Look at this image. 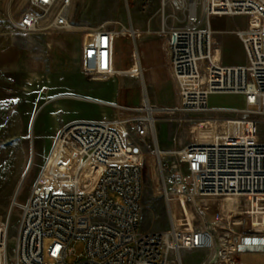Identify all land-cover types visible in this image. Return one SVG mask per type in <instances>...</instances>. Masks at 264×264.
<instances>
[{
  "label": "built area",
  "instance_id": "1",
  "mask_svg": "<svg viewBox=\"0 0 264 264\" xmlns=\"http://www.w3.org/2000/svg\"><path fill=\"white\" fill-rule=\"evenodd\" d=\"M168 0H160L161 26L156 31L176 101L158 105L141 83L135 104L102 102L113 116L77 119L58 127L39 172L50 170L73 150L67 181L61 188L42 185L39 175L22 192L16 187L9 214L0 220V264H68L72 245L82 243L83 257L73 264H185V252L204 251L198 264H241L243 253H264V0H199L188 7L187 24L167 25ZM177 4H176V3ZM176 10L177 1L171 0ZM72 0H28L16 28L23 34L76 29L71 19ZM245 16L244 28L231 31L247 52L245 65L229 63L228 54L212 60L211 43L224 48L225 29H214L211 17ZM198 19V20H197ZM201 22V25L195 23ZM104 23L80 43V70L89 79L118 74L115 50L118 34H141L137 28ZM211 57V58H210ZM243 96L244 105L210 107L211 94ZM198 119L217 123L189 131ZM175 124L171 149L162 153L157 123ZM187 135L186 141L177 134ZM154 158L155 192L165 203L169 226L140 230L144 192V163ZM101 165L91 189L82 188L89 161ZM46 189L49 192L46 194ZM181 195L193 205L212 204L213 224L204 218L202 229L174 224L171 197ZM222 204V207L220 206ZM220 206V207H219ZM19 210L10 234L11 209ZM219 208V209H218ZM241 216L247 226L240 231L221 225ZM46 258L49 262L46 261Z\"/></svg>",
  "mask_w": 264,
  "mask_h": 264
},
{
  "label": "rangeland",
  "instance_id": "2",
  "mask_svg": "<svg viewBox=\"0 0 264 264\" xmlns=\"http://www.w3.org/2000/svg\"><path fill=\"white\" fill-rule=\"evenodd\" d=\"M168 1L169 6L165 9L167 25H173L174 20H177L176 25H186L189 5L192 8L194 5L197 6V9L199 7V0H174L182 6L180 10H176L171 0ZM27 6L28 0H0V89L3 90L6 97V101L0 103V177L12 182L19 181L23 175L16 158L17 150L23 149L24 146L29 158L32 154V147V169L23 178L22 192L31 187L35 175H40L39 170L46 159L45 154L41 167H37L36 159L39 158L40 153L36 151L34 156V143H37L36 146L40 150L50 149L51 137L61 125L77 119L99 118L101 113H106L109 116L115 114V110L111 106L97 101L135 104L140 100L143 81L148 95L156 104L170 105L176 101L170 76L165 66L154 64L138 74L123 72L134 66H139L136 48L143 33L135 22L137 18L135 10L139 13V19L145 21L146 25L151 21L150 28L147 27L146 30L158 31L161 26L160 0H72L71 19L75 23L76 29L49 33L41 31L30 35L23 34L15 26L20 13ZM228 22L219 25L222 28H232L233 25L244 28L246 17L234 16L228 19ZM104 23H114L118 32L121 31L122 26L127 28L132 26L141 31V34L135 39L130 32L118 34L115 66L123 73L118 71L114 77L104 80L89 79L80 70V43L85 33ZM201 24V22L195 23V25ZM212 26L215 27V24ZM146 35L154 36L153 34ZM224 38L227 40L224 52L229 55V63L244 64L245 58L241 42L231 34H225ZM126 45L129 46L128 52ZM139 48H142L141 43H139ZM140 49L137 51L140 52ZM233 52L235 58H233ZM208 105L210 107L240 108L244 105V99L239 94L217 93L208 97ZM35 110L37 113L31 132L23 129L18 133L14 124L16 116L24 114L29 119ZM214 125L217 123L210 119H198L190 125L189 131H194L197 127ZM174 129L173 122L162 120L157 123L162 151L166 152L173 147ZM260 130L264 132V127ZM177 137L185 142L187 135L178 133ZM64 160L66 157L60 164L51 168L55 167L61 177L55 178L50 170L46 171L43 177L45 185L52 183L59 187L61 182L67 181L68 165L62 166ZM100 169L101 165L95 163L93 167L84 172L85 177L89 178V187L94 185L95 177L99 174ZM143 171L145 187L139 229H166L169 226V217L163 198L155 192L157 167L153 157L147 156ZM6 184L4 183V185ZM2 186L3 183H1ZM5 193L0 194V220L5 219L9 214L13 197V194ZM182 202L180 197L171 198L175 225L192 229L202 225L204 218L209 219L212 223H217L216 208L212 204L196 206L197 211L192 204L185 201L183 205ZM220 206L222 207L221 204ZM18 215L17 208L11 209L10 234H13L16 229ZM256 220L264 228V216L258 217ZM221 224L240 231L247 226V220L241 216H234ZM71 252V255L66 259L68 264H73L83 257L82 243H74ZM205 256L206 252L204 251L185 252L183 259L185 264H198ZM239 260L241 264H264V253H243ZM46 261L49 262L47 258Z\"/></svg>",
  "mask_w": 264,
  "mask_h": 264
},
{
  "label": "crops",
  "instance_id": "3",
  "mask_svg": "<svg viewBox=\"0 0 264 264\" xmlns=\"http://www.w3.org/2000/svg\"><path fill=\"white\" fill-rule=\"evenodd\" d=\"M135 12L137 13L136 14L137 15V18L135 19V22H136L137 25H139V28H141L142 33H143V35L139 39V43H141L142 48L141 49L139 48V43L137 45L138 47L136 48V52L139 54V57H140V63H141L142 70H145L149 66L154 65V64H160V65H162L164 67V57H163V51L161 49V45L159 44L160 43L159 37H158V35H157V33H156L155 30H150V29L149 30H146L147 27L150 28L151 21H149L147 23V25H146L145 21L139 19V15H138L139 13H138V11L135 10ZM224 22L229 23L228 22V18L226 16L211 17V25L212 24H215V27H213L214 29H216V28H218V29H225L226 30V32H225L226 34H231L233 37L237 38L236 35H235V33H233L231 31V27L222 28L221 25H219V24H222ZM120 34L121 33H119V35ZM146 34H153L154 36H148ZM132 36H133L134 39L136 38L133 34H132ZM90 39H91V36L89 35V33H87V35L85 37V40L86 41H90ZM212 45H213V47H216V48L219 49V58L223 57V55L221 54V51L223 53L224 52V48L220 45V43H217L215 41H212ZM128 47L129 46L126 45V51L127 52H128ZM137 49H140V52L137 51ZM242 49H243L244 58H245V60H244L245 62L242 65H245L246 62H247V60H246V54H245V50H244L243 46H242ZM232 54H233V58H235V53L233 52ZM0 70H1V64H0ZM118 71H120V70H118ZM140 71H141V68L139 66H134L132 69H130L128 71H123V72L138 74V73H140ZM121 72L122 71H120L119 73H121ZM143 76H144V74H143ZM4 101H6V97L4 95L3 90L0 89V103L2 104ZM13 109H15V108H13ZM36 113H37V110L33 111V113L31 114V116L29 117V119L26 118V115H24V114H18L16 116V119L14 121V124H15V129L18 131V133H20L23 129H25V131L26 130L27 131L29 130L31 132L32 125H33V119L36 116ZM26 120H27V129H26ZM36 144L37 143H34V156H35V152L36 151H39L40 156H39V158L36 159V164H37V167H41L42 159H43V157H44L45 154L47 155V153L49 151V148L47 147L48 149H46V150H40L38 148V146H36ZM25 150H26V148L23 146V149L20 148V150H17V155H16L17 162H18V164L21 167L23 177H21L22 176L21 175L20 176L21 179L19 178V181H17V182H12V181H9V179H6V178H3L2 179L0 177V194H3L4 192H6L7 195L9 193L12 195L14 193L17 185H18V187H20L23 184V178H24V176L28 172H31V169H32V159H33V148L31 147L32 154L30 155L29 158L27 157V155H26L27 152ZM72 155H73V153H70V152H67L66 153V155H65L66 160H64L62 162V166L63 167H65V166L68 165L67 162L72 159ZM28 160H29V162H28ZM94 164L95 163L93 161H89L87 163V165L85 166L83 173L87 169L93 167ZM97 176L95 177V181L97 179ZM8 182H9V184H8ZM1 183H3V186L2 187H1ZM4 183H7V184L4 185ZM89 188H91V187H89ZM213 224H216V223H213ZM221 225H224V224H221ZM224 226L230 228V226H228V225H224Z\"/></svg>",
  "mask_w": 264,
  "mask_h": 264
},
{
  "label": "bare ground",
  "instance_id": "4",
  "mask_svg": "<svg viewBox=\"0 0 264 264\" xmlns=\"http://www.w3.org/2000/svg\"><path fill=\"white\" fill-rule=\"evenodd\" d=\"M176 3V2H175ZM177 4V3H176ZM219 17H221V16H219ZM132 32H130V34H131ZM132 35V34H131ZM245 50V49H244ZM245 54H246V60L248 59L247 57V52H246V50H245ZM136 57H137V62H138V65H139V67L141 68V71L143 72V70H142V67H141V63H140V57H139V54L137 53L136 54ZM211 57H212V60H215V61H219V49L218 48H216V47H213V45H212V43H211ZM210 57V58H211ZM145 82L143 81L142 82V84H144ZM149 96V95H148ZM150 97V96H149ZM151 98V97H150ZM35 118V117H34ZM33 122H34V119H33ZM68 152H70V153H73V150H69ZM162 153H166L165 151H162ZM92 161V160H91ZM94 162V161H93ZM148 162H149V160H148ZM94 163H96V162H94ZM98 164V163H97ZM99 165V164H98ZM151 165V164H150ZM151 168H152V166H151ZM101 170V169H100ZM45 173V172H44ZM44 173H40V175H39V177H40V180H41V184L42 185H45L44 183H43V177H44ZM100 173V172H99ZM99 175V174H98ZM152 175V174H151ZM98 177V176H97ZM152 178H153V176H152ZM52 184V183H51ZM89 178H87V177H85V179H84V181H82L81 180V183H80V186L82 187V188H86V189H91V188H89ZM52 185H54V184H52ZM55 187H57V188H61V184L59 185V187L55 184L54 185ZM21 187V186H20ZM13 196V195H12ZM182 198V204L184 205L185 204V201L187 202V203H189V204H192L189 200H187L186 198H184L183 196H181V195H173L171 198ZM193 205V204H192ZM222 205V204H221ZM195 208H196V206L195 205H193ZM186 207V206H185ZM187 208V207H186ZM196 210H197V208H196ZM198 211V210H197ZM204 227V223H202V225H200V226H196V227H194V228H196V229H202ZM226 227V226H225Z\"/></svg>",
  "mask_w": 264,
  "mask_h": 264
},
{
  "label": "water",
  "instance_id": "5",
  "mask_svg": "<svg viewBox=\"0 0 264 264\" xmlns=\"http://www.w3.org/2000/svg\"><path fill=\"white\" fill-rule=\"evenodd\" d=\"M49 192V190L48 189H46V194Z\"/></svg>",
  "mask_w": 264,
  "mask_h": 264
}]
</instances>
